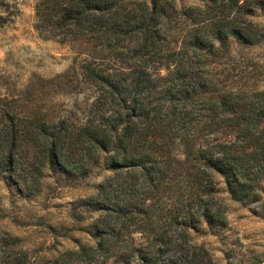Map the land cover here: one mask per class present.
Returning a JSON list of instances; mask_svg holds the SVG:
<instances>
[{
	"label": "trees",
	"instance_id": "obj_1",
	"mask_svg": "<svg viewBox=\"0 0 264 264\" xmlns=\"http://www.w3.org/2000/svg\"><path fill=\"white\" fill-rule=\"evenodd\" d=\"M208 2L38 0L36 31L80 63L48 81V103L31 86L0 93V185L31 199L52 173L103 177L81 201L98 215L87 239L58 243L48 264H204L194 237L227 226L223 195L263 202L264 91L218 70L234 46L264 44V0ZM4 213L0 189V264H39Z\"/></svg>",
	"mask_w": 264,
	"mask_h": 264
},
{
	"label": "rangeland",
	"instance_id": "obj_2",
	"mask_svg": "<svg viewBox=\"0 0 264 264\" xmlns=\"http://www.w3.org/2000/svg\"><path fill=\"white\" fill-rule=\"evenodd\" d=\"M178 9L206 7L208 0H171ZM38 0H0V93L7 90L25 92L30 98L48 103L54 93L48 81L66 74L77 59L68 44L36 31L35 6ZM254 20L264 30V15ZM179 24L175 30H181ZM224 85L235 89L256 86L264 91V44L247 49L234 46L231 55L220 64ZM85 97H67L61 108L82 104ZM59 105V106H60ZM102 176L81 181H67L52 173L35 198H24L14 189L1 184L5 206L6 229L26 248L31 249L39 264H48V253L58 243L74 246L87 239L89 224L95 221V209L81 206L82 199L95 192ZM228 224L224 228H205L195 235L203 248L204 264H264V199L260 205L245 206L223 195Z\"/></svg>",
	"mask_w": 264,
	"mask_h": 264
}]
</instances>
